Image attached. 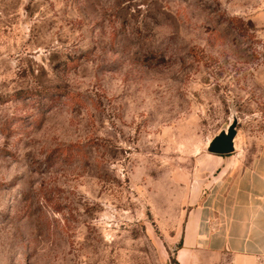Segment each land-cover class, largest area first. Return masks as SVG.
Returning a JSON list of instances; mask_svg holds the SVG:
<instances>
[{"label":"rangeland","instance_id":"1","mask_svg":"<svg viewBox=\"0 0 264 264\" xmlns=\"http://www.w3.org/2000/svg\"><path fill=\"white\" fill-rule=\"evenodd\" d=\"M233 123L235 166L264 149V0H0V264H174Z\"/></svg>","mask_w":264,"mask_h":264},{"label":"crops","instance_id":"2","mask_svg":"<svg viewBox=\"0 0 264 264\" xmlns=\"http://www.w3.org/2000/svg\"><path fill=\"white\" fill-rule=\"evenodd\" d=\"M194 159L213 166L196 167L183 181L175 262L264 264V149L235 166L230 155Z\"/></svg>","mask_w":264,"mask_h":264},{"label":"water","instance_id":"3","mask_svg":"<svg viewBox=\"0 0 264 264\" xmlns=\"http://www.w3.org/2000/svg\"><path fill=\"white\" fill-rule=\"evenodd\" d=\"M235 123L213 137L206 146V152L214 156H227L235 152Z\"/></svg>","mask_w":264,"mask_h":264},{"label":"trees","instance_id":"4","mask_svg":"<svg viewBox=\"0 0 264 264\" xmlns=\"http://www.w3.org/2000/svg\"><path fill=\"white\" fill-rule=\"evenodd\" d=\"M174 264H177L176 262Z\"/></svg>","mask_w":264,"mask_h":264}]
</instances>
